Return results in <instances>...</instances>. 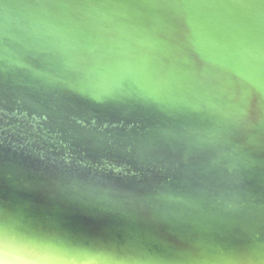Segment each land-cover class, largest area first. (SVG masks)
<instances>
[{"label": "water", "instance_id": "obj_1", "mask_svg": "<svg viewBox=\"0 0 264 264\" xmlns=\"http://www.w3.org/2000/svg\"><path fill=\"white\" fill-rule=\"evenodd\" d=\"M221 1L0 0V155L48 172L37 180L86 188L91 182L118 195L191 184L205 175H193L196 165L230 173L236 150L252 142L238 133L193 134V116L204 112L201 96L216 89L194 72L196 59L206 56L187 38L220 16ZM212 60L205 70L218 66L232 87L238 73L249 82L244 59ZM224 97L228 106L232 97ZM202 137L213 138L203 148L208 159L192 146L209 142ZM260 145L253 144L254 156L263 153ZM101 160L120 164L112 170ZM244 169L247 177L264 172V164ZM179 175H189L187 182L171 180ZM245 177L241 189L212 183L221 191L211 195L246 202L256 194L244 191Z\"/></svg>", "mask_w": 264, "mask_h": 264}, {"label": "bare ground", "instance_id": "obj_2", "mask_svg": "<svg viewBox=\"0 0 264 264\" xmlns=\"http://www.w3.org/2000/svg\"><path fill=\"white\" fill-rule=\"evenodd\" d=\"M219 3L222 4L220 16L210 17V23L203 25L204 30L187 36L188 42L196 44L194 51L206 56L196 59L194 72L204 77L202 82L208 81L209 86L216 89L212 90L213 95L201 96L204 98L200 108L204 112L193 116V134L223 132L247 136L252 144H244L242 149L236 150L238 160L229 161L233 164L230 173L224 169L204 173L206 167L193 165L197 168L193 175L205 174L197 179L192 177L194 182L200 180L199 184H166L170 189L153 185L135 195H118L106 188L94 187L91 182L86 188L67 185L68 181L64 179L57 180V185L41 178L37 180L35 177L48 172L28 163H19L23 162L19 159L14 161L11 155H0V162L14 161L0 166V199L26 203L36 215L51 218L74 232L119 242L135 238L153 248L186 245L196 239L224 247L264 242V172L262 169V172L257 170L259 173L248 172L250 175L245 177L247 171L244 169L264 164V0H222ZM229 57L233 61L239 58L240 64L243 59L246 61L248 65L244 66L243 72L248 83L243 82L238 73V86L234 88L235 81L231 76H220L218 66L215 65L214 71L205 70L206 64L209 68L210 64H215L212 58L224 60ZM224 96L232 97L228 106L223 103ZM217 118L222 120L217 122ZM190 123L189 120L187 124ZM202 138V141L213 139ZM256 143H261L259 151L263 153L254 156L252 147ZM213 145V141H209L203 147L192 146L201 158L208 159L209 151L203 148ZM99 164L113 170L118 169L120 162L101 160ZM187 177L189 175L172 176L171 180L177 182L179 178V183L187 182ZM243 177L250 180L244 189L246 194L251 196L249 192L253 191L256 194L246 197V202L237 195L231 199L225 195H211L221 191L218 187L223 181L231 188L241 189ZM212 183L218 187L211 186ZM164 189L173 194L166 196Z\"/></svg>", "mask_w": 264, "mask_h": 264}, {"label": "clouds", "instance_id": "obj_3", "mask_svg": "<svg viewBox=\"0 0 264 264\" xmlns=\"http://www.w3.org/2000/svg\"><path fill=\"white\" fill-rule=\"evenodd\" d=\"M0 264H264V242L224 247L196 239L153 248L74 232L26 203L0 199Z\"/></svg>", "mask_w": 264, "mask_h": 264}]
</instances>
